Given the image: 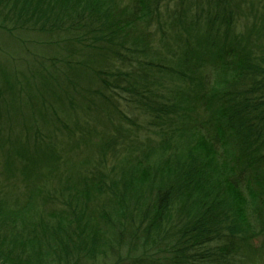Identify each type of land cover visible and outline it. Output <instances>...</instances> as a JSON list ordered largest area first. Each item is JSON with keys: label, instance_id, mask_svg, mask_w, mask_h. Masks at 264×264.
Instances as JSON below:
<instances>
[{"label": "trees", "instance_id": "obj_1", "mask_svg": "<svg viewBox=\"0 0 264 264\" xmlns=\"http://www.w3.org/2000/svg\"><path fill=\"white\" fill-rule=\"evenodd\" d=\"M127 1L0 0V14L17 29L79 32L77 38L92 40L95 44L88 45L93 48L104 42L100 48L105 55L127 59L126 54L139 50L140 26L149 25L167 0ZM229 7V0H209L204 30L192 36L186 29L195 46L183 51L178 70L141 60L147 69L170 70L188 84L177 100L165 103L148 96L154 93L145 76L127 78L126 86L101 79L107 88L124 90L132 98L122 97L151 112L164 136L152 150L155 158L151 152L129 156L121 178L93 184L97 194H108L117 206L114 222L102 204L101 211L91 208L96 196L90 188L71 193L64 201L67 209L53 212L49 216L54 221H47L33 210L42 192L31 189L21 207L0 202V264L98 259L118 247L106 237L121 219L123 249L140 254L135 264H264V51L231 35ZM121 74H115L117 81ZM52 83L46 80L45 91L55 94ZM45 101L42 98V104ZM40 156L32 162L39 164ZM51 197L44 195L45 200ZM174 214L180 222L174 221ZM98 218L111 226L103 229Z\"/></svg>", "mask_w": 264, "mask_h": 264}, {"label": "rangeland", "instance_id": "obj_2", "mask_svg": "<svg viewBox=\"0 0 264 264\" xmlns=\"http://www.w3.org/2000/svg\"><path fill=\"white\" fill-rule=\"evenodd\" d=\"M229 6L234 22L231 35H239L257 52L264 51V0H229ZM208 9L209 0H167L161 13L137 31L141 34L137 53L123 51L128 53L127 59L105 55L100 48L104 42L93 48L88 45L92 40L77 38L79 32L17 29L0 14V92H4L0 96V202L10 208L21 207L35 189L42 195L35 198L33 210L53 222L49 215L67 209L64 201L71 193L90 188L96 196L91 208L101 211L98 205L102 204L103 213L114 222L117 206L113 207L108 194H97L93 184L100 181L107 185L121 178L129 156L151 152L155 158L152 150L164 136L154 125L151 112L126 100L124 97L131 96L124 90L107 88L101 79L126 86L127 78L145 76L154 93L148 96L165 103L177 100L188 84L170 70L147 69L141 60L181 68L183 51L195 46L193 39L188 41L187 30L192 36L201 33L209 19ZM98 71L108 73L99 75ZM118 72L123 73L120 81L116 80ZM46 80L53 82L50 89L55 94L45 91ZM164 129L169 131V127ZM111 140L112 146L107 143ZM38 155L41 162L36 164L32 161ZM48 194L51 201L44 199ZM98 219L103 229L111 226ZM175 220L181 221L176 214ZM110 230L107 242L118 247L98 259L83 258L78 264H135L138 250L130 253L123 249V220ZM114 233L116 240L112 239Z\"/></svg>", "mask_w": 264, "mask_h": 264}]
</instances>
